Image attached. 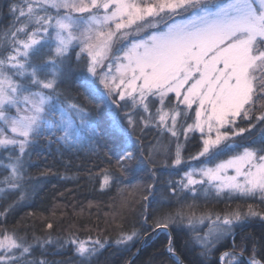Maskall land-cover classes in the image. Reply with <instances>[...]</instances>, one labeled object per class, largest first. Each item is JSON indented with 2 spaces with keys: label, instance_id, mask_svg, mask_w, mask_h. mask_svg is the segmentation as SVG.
<instances>
[{
  "label": "snow or ice",
  "instance_id": "obj_1",
  "mask_svg": "<svg viewBox=\"0 0 264 264\" xmlns=\"http://www.w3.org/2000/svg\"><path fill=\"white\" fill-rule=\"evenodd\" d=\"M9 12L13 23L0 31V150L7 154L0 159L7 173L0 200L18 196L0 208V218L30 199L27 158L41 137L68 149L85 138L98 147L103 122L114 142L138 145L116 161L122 174L125 162L153 181L161 162L187 170L167 182L178 207L149 212L155 185L148 184L140 228L121 223L114 239L65 240L60 246L71 245L80 264H92L106 245L126 251L160 234L174 264H183L173 229L187 231L200 255L210 257L237 227L264 221L253 204L198 212L195 203L215 193L264 204V0H13ZM73 75L102 111L94 115L72 101L61 85ZM150 128L167 142L145 148L141 136ZM189 147L197 151L185 158ZM109 180L120 183L121 176L106 174ZM189 193L191 202L184 199ZM52 243L50 235L29 238L0 227V264H54L32 258ZM246 251H224L220 264H264L254 248L245 261Z\"/></svg>",
  "mask_w": 264,
  "mask_h": 264
},
{
  "label": "trees",
  "instance_id": "obj_2",
  "mask_svg": "<svg viewBox=\"0 0 264 264\" xmlns=\"http://www.w3.org/2000/svg\"><path fill=\"white\" fill-rule=\"evenodd\" d=\"M13 0H0V31L7 30L13 23V16L9 12V5ZM52 12L55 10L52 9ZM73 60L75 53L72 54ZM61 87L67 92L74 103L89 109L94 115L102 111L104 106L99 99L88 95L86 88L81 86L75 75L65 80ZM174 99V97H173ZM159 102L156 101V106ZM153 112L155 107H153ZM194 115V112H193ZM242 127L246 125L241 123ZM102 136L99 146L95 142L90 144L87 139L83 140V146L68 149L63 144L57 143L55 138L41 137L32 147L28 157V174L34 177V185L30 199L21 207L13 210L7 220L0 218V227L15 229L19 235L28 234L31 238L35 233L38 236L53 238V243L44 249L36 248L33 257L36 260L46 259L54 264H80L71 245H60L73 236L84 239L105 237L114 239L119 232L117 224H123L125 230L133 226L140 228L144 202L142 197L148 195L145 188L148 184L155 185V199L152 201L153 209L163 207L165 209L175 208L176 198L170 195L167 186L169 180L176 181L187 170V167L175 170L158 163L157 179L153 181L147 172H139L132 164L125 162L129 169L121 173L116 161L125 151L138 150V145L114 142L106 134V124H100ZM58 135V134H57ZM198 135V134H197ZM141 140L147 148L158 140L167 142V136H161L156 129L150 128L141 136ZM193 143H195L193 141ZM107 145V147H105ZM197 149L189 147L185 152V158L194 155ZM6 153L0 150V159H4ZM229 153L222 159H227ZM163 157H160V161ZM6 162V161H5ZM218 161H213L212 164ZM169 165L171 160H169ZM189 166L199 168L198 162H191ZM211 166V165H209ZM7 173L0 169V176ZM115 174L121 176L120 183H112L111 180L105 184V175ZM103 185V186H102ZM18 193L9 200H0V208L15 199ZM167 198L172 203L160 204ZM185 201L191 202V194L184 197ZM199 211L215 210L223 211L227 207L247 209L248 204H253L257 211H264V204L256 199L243 200L237 197L229 199L227 195L216 198L212 193L207 199L199 196L196 198ZM51 223L53 227L48 229L46 225ZM148 231V229H144ZM177 254L183 260V264H220L219 256L224 251L239 253L242 246L247 247L244 255L249 258L253 248L257 259L264 257V221L259 218L237 227L234 237L229 236L210 257H202L200 249L189 241V233L185 230L173 229ZM143 237V233H141ZM59 241L60 243H57ZM233 243L236 247L233 248ZM142 244L137 240L128 250L118 249L115 245H106L94 258L92 264H128ZM167 235L160 234L148 243H144L136 257L130 264H174L172 258L165 250Z\"/></svg>",
  "mask_w": 264,
  "mask_h": 264
},
{
  "label": "water",
  "instance_id": "obj_3",
  "mask_svg": "<svg viewBox=\"0 0 264 264\" xmlns=\"http://www.w3.org/2000/svg\"><path fill=\"white\" fill-rule=\"evenodd\" d=\"M144 246V243H142L141 245H140V247H139V249H138V251H137V254L139 253V251L141 250V248ZM136 254V255H137ZM136 255L135 256H133L132 258H131V260L128 262V264H130V262L136 257ZM220 257V256H219ZM247 257L244 255V260L245 261H247ZM219 262H220V260H219Z\"/></svg>",
  "mask_w": 264,
  "mask_h": 264
},
{
  "label": "rangeland",
  "instance_id": "obj_4",
  "mask_svg": "<svg viewBox=\"0 0 264 264\" xmlns=\"http://www.w3.org/2000/svg\"><path fill=\"white\" fill-rule=\"evenodd\" d=\"M214 164H212L211 166H213ZM229 174H232V171L231 170H229ZM202 196V195H201ZM258 201H259V199H258ZM205 227H206V225H205Z\"/></svg>",
  "mask_w": 264,
  "mask_h": 264
}]
</instances>
